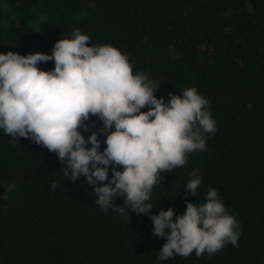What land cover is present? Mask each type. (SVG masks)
Listing matches in <instances>:
<instances>
[{
    "label": "trees",
    "instance_id": "16d2710c",
    "mask_svg": "<svg viewBox=\"0 0 264 264\" xmlns=\"http://www.w3.org/2000/svg\"><path fill=\"white\" fill-rule=\"evenodd\" d=\"M76 30L89 45L127 54L165 102L195 87L216 131L183 166L160 173L149 215L126 210V219L102 212L82 177L64 178L54 152L0 129V264H264V0H0V52L50 55ZM85 127L78 130L85 139L96 131L102 151V122L90 115ZM195 176L196 196L185 197ZM210 187L239 223L237 246L158 260L165 241L150 216L169 207L183 214L185 199L204 203Z\"/></svg>",
    "mask_w": 264,
    "mask_h": 264
},
{
    "label": "clouds",
    "instance_id": "9594fccd",
    "mask_svg": "<svg viewBox=\"0 0 264 264\" xmlns=\"http://www.w3.org/2000/svg\"><path fill=\"white\" fill-rule=\"evenodd\" d=\"M88 41L76 30L71 38L56 40L50 55L0 52V129L54 152L64 165L63 177H82L102 212L112 208L126 219V210L147 216L160 173L183 166L186 154L204 150L205 134L216 131V121L208 99L195 87L169 93L165 102L154 95L158 83L143 72L133 73L127 54ZM50 60L51 70L37 66ZM145 106L147 111H141ZM90 115L102 122V151L96 131L85 139L78 130L87 131ZM200 183L199 176L188 180L184 196H196ZM116 197L127 209L113 203ZM185 205L183 214L169 207L150 216L152 233L165 241L158 260L193 251L197 257L212 254L226 243L237 246L239 223L216 189L208 188L204 203L185 199Z\"/></svg>",
    "mask_w": 264,
    "mask_h": 264
}]
</instances>
